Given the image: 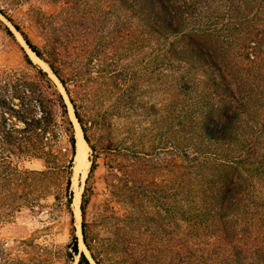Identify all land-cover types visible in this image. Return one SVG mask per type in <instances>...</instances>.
<instances>
[{"label":"trees","instance_id":"16d2710c","mask_svg":"<svg viewBox=\"0 0 264 264\" xmlns=\"http://www.w3.org/2000/svg\"><path fill=\"white\" fill-rule=\"evenodd\" d=\"M103 2L121 14L124 53L129 57L136 52L139 69L124 67L121 74L101 69L91 80L78 67L66 65L56 48L44 53L45 60L13 27L63 88L85 143L87 129L100 125L113 129L104 114L94 120L86 107L101 87H108L111 112L123 120L121 128L130 139L136 134L138 119L149 111L146 104L139 105L143 94L139 86L166 90L171 219L174 236L185 241L180 246L184 263L264 264V0ZM24 60L32 66L27 55ZM37 73L38 81L50 92L46 98H32L37 105L24 102L21 96L17 106L0 98V223L30 203L27 181L47 173L25 168V161L42 159L46 171L57 166L68 170L73 162L75 139L65 105L46 72ZM20 88L29 97L27 86ZM56 107L60 111L57 121ZM61 134L68 135V148L61 149L62 153L56 148ZM66 152L70 154L67 165L56 164L57 154L61 158ZM69 185L67 178V203L72 195ZM79 209L82 213L83 204ZM81 237L90 251L84 223ZM70 249L79 256L77 264H90L78 252L76 237ZM42 262L41 254L27 259V264ZM0 264L26 263L1 250Z\"/></svg>","mask_w":264,"mask_h":264},{"label":"rangeland","instance_id":"374dc122","mask_svg":"<svg viewBox=\"0 0 264 264\" xmlns=\"http://www.w3.org/2000/svg\"><path fill=\"white\" fill-rule=\"evenodd\" d=\"M84 1L0 0V98L17 106L21 96L24 102L37 105L32 98H46V93H50L38 81L37 71L46 72L65 105L73 137L80 128L63 88L45 61L27 49L19 32L41 51L44 59L50 47L56 48L66 65L78 67L91 80L101 69L106 74H121L124 67L139 69L136 52L129 57L124 53L121 14L109 9L103 0ZM25 55L32 66L25 62ZM24 84L30 90L29 97L20 88ZM138 90L143 93L139 105L146 104L149 111L138 119L132 139L121 128L123 120L111 112L113 99L105 86L97 91L98 97L89 99L86 107L94 120L104 114L113 129H101V125L86 128V167L79 165L76 170L73 161L68 170L57 166L46 171L42 159L23 163L29 170L47 173L27 181L30 189L26 198L30 203L0 223V251L26 264L35 254H41L43 264H77L79 256L70 249L72 237H76L78 252L90 264H95L90 254L100 264H185V252L180 247L185 246V241L174 236L171 219V131L166 114L169 94L143 84ZM59 112L56 107V121ZM67 136L59 137L56 148L61 153V149L68 148ZM60 157L57 154L56 164L66 166L70 154ZM81 223L90 240V251L82 243ZM179 226L184 227L182 223ZM23 241L26 245L21 244Z\"/></svg>","mask_w":264,"mask_h":264},{"label":"bare ground","instance_id":"6f19581e","mask_svg":"<svg viewBox=\"0 0 264 264\" xmlns=\"http://www.w3.org/2000/svg\"><path fill=\"white\" fill-rule=\"evenodd\" d=\"M74 139L75 141V147H76V152L74 156V163L76 166V170L79 165H82L83 167H86L87 165V146L82 138L81 131L78 129ZM75 204L77 205V199Z\"/></svg>","mask_w":264,"mask_h":264},{"label":"water","instance_id":"95a60500","mask_svg":"<svg viewBox=\"0 0 264 264\" xmlns=\"http://www.w3.org/2000/svg\"><path fill=\"white\" fill-rule=\"evenodd\" d=\"M25 44V43H24ZM27 47V46H26ZM27 49H28V47H27ZM29 50V49H28ZM30 51V50H29ZM31 52V51H30ZM32 53V52H31ZM33 54V53H32ZM34 55V54H33ZM35 56V55H34ZM35 58H37L36 56H35ZM74 156H75V153H74Z\"/></svg>","mask_w":264,"mask_h":264}]
</instances>
